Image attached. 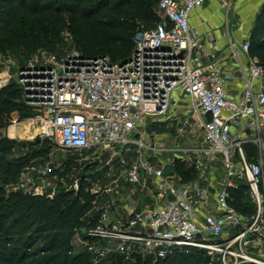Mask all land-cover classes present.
<instances>
[{
  "label": "built area",
  "instance_id": "2783aa9c",
  "mask_svg": "<svg viewBox=\"0 0 264 264\" xmlns=\"http://www.w3.org/2000/svg\"><path fill=\"white\" fill-rule=\"evenodd\" d=\"M205 2L158 0L159 19L138 28L122 61L73 49L14 63L0 50V89L21 88L37 134L106 170L92 190L97 210L72 236L94 263L159 264L198 248L208 264H264V65L249 56L248 40L229 43L249 56L245 68L236 54V72L203 41L190 14ZM149 121L169 131L147 133ZM50 163L23 171L15 188L38 192L30 173Z\"/></svg>",
  "mask_w": 264,
  "mask_h": 264
},
{
  "label": "trees",
  "instance_id": "16d2710c",
  "mask_svg": "<svg viewBox=\"0 0 264 264\" xmlns=\"http://www.w3.org/2000/svg\"><path fill=\"white\" fill-rule=\"evenodd\" d=\"M157 1L0 0V50L6 54L9 49L22 63L38 48L55 50L68 30L83 54L107 55L112 61H122L132 51L141 21L159 19ZM248 42L249 54L264 65V9L257 16ZM22 110L34 115L24 103L21 88L13 82L1 88L0 127L9 119H20L17 113ZM13 146V140L0 136V171H10L15 177L24 162L6 158ZM248 152L249 156L253 154L252 150ZM184 168L182 162L175 163L177 172L185 176ZM84 181H80L73 198L64 192L53 198L16 192L6 198L0 204V264H123L122 256L94 263L84 249H74V229L84 223L83 216L94 198L85 190L90 182ZM159 264L208 263L205 250L193 248L188 253L174 251Z\"/></svg>",
  "mask_w": 264,
  "mask_h": 264
},
{
  "label": "rangeland",
  "instance_id": "374dc122",
  "mask_svg": "<svg viewBox=\"0 0 264 264\" xmlns=\"http://www.w3.org/2000/svg\"><path fill=\"white\" fill-rule=\"evenodd\" d=\"M156 20H145L141 21L140 27H148L151 26ZM139 27V28H140ZM67 31V32H66ZM63 33L62 40L59 41L55 50L51 49V53L63 54L66 51H71L73 49H79V47L75 44V37L71 31L66 30ZM134 38V37H133ZM45 49L38 48L34 53L24 58L28 60L32 57H35L40 54V52ZM7 55L11 57V60L14 63H17L14 54L7 49ZM24 56V55H23ZM184 99V97H183ZM187 100V98H186ZM18 118H12L7 120L4 126L0 127V136H6L7 138L14 141V146L11 148L10 152L7 153L6 158L11 162H24L23 165L19 168L18 175L12 177L11 172L6 171L3 173V170L0 171V204L5 202L4 200L8 198L10 195L16 192H22L26 194L33 195H41L47 198H53L59 192H64L71 194V198L75 197L76 192L79 188V183L81 180H85L84 182H90V186H86L85 190L93 193L92 190L97 188L98 185L103 183L100 175H102L106 170L102 172H96L95 167H91L90 165H83V161L81 160V154H73L69 150L60 149L54 145V143L43 137H40L38 132V125L34 122V125L37 126L36 130L29 135L26 136H14L11 133V126L14 124H18V122H24L29 120L32 116L28 115L26 110L19 111L17 113ZM13 123V124H12ZM11 124V125H10ZM10 125V126H9ZM9 126V135L7 133V129ZM144 130L147 133H155L162 131H169V128L166 126L165 122H153L149 121L145 126ZM12 136V137H11ZM133 147V146H131ZM132 152H125L124 157L126 159L133 158V155L130 154ZM72 156V159L69 158ZM49 157V159L47 158ZM46 161H50V170L45 174H32V180L37 187L38 192H35L31 189V186H24L18 189L15 188V185L22 177L23 171H26L29 167H44ZM65 164L67 166L65 167ZM115 166L123 168V164L120 161L115 162ZM64 170V172H63ZM26 173V172H25ZM103 197V196H102ZM139 194L136 193L134 198H138ZM98 197L94 193V198L92 200V207L83 217L85 218L84 223L81 225L83 228L89 220L88 213L95 212L98 208V202L95 203V200ZM101 197L99 196V199ZM150 200L151 198L148 197ZM147 196L146 200L148 201ZM145 200V202H146ZM117 216H123L121 209L116 210ZM75 251L83 250L81 246L75 245L71 240Z\"/></svg>",
  "mask_w": 264,
  "mask_h": 264
},
{
  "label": "crops",
  "instance_id": "0c3cea01",
  "mask_svg": "<svg viewBox=\"0 0 264 264\" xmlns=\"http://www.w3.org/2000/svg\"><path fill=\"white\" fill-rule=\"evenodd\" d=\"M262 9H264V0H206L201 7L192 10L190 26L198 35L203 36L204 42L210 37L212 50L236 72V54L245 68L251 55L248 56V53L240 48L234 52L229 43L234 41L241 44L248 40L250 31ZM251 58L257 59L254 56ZM241 85L236 75L232 86L239 88ZM148 197L151 198L150 195H147V199ZM151 201L148 199L142 205H149Z\"/></svg>",
  "mask_w": 264,
  "mask_h": 264
},
{
  "label": "bare ground",
  "instance_id": "6f19581e",
  "mask_svg": "<svg viewBox=\"0 0 264 264\" xmlns=\"http://www.w3.org/2000/svg\"><path fill=\"white\" fill-rule=\"evenodd\" d=\"M36 127L37 126L34 125L33 119H29L12 125L10 130L14 136H26L32 134L36 130Z\"/></svg>",
  "mask_w": 264,
  "mask_h": 264
},
{
  "label": "water",
  "instance_id": "95a60500",
  "mask_svg": "<svg viewBox=\"0 0 264 264\" xmlns=\"http://www.w3.org/2000/svg\"><path fill=\"white\" fill-rule=\"evenodd\" d=\"M49 159V157H47ZM172 169V164L171 163H166L163 167V173L164 174H169Z\"/></svg>",
  "mask_w": 264,
  "mask_h": 264
}]
</instances>
